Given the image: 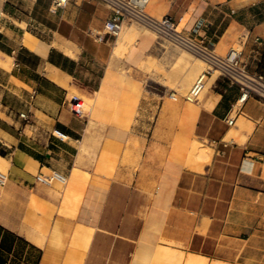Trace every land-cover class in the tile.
Returning a JSON list of instances; mask_svg holds the SVG:
<instances>
[{
	"label": "crops",
	"instance_id": "crops-1",
	"mask_svg": "<svg viewBox=\"0 0 264 264\" xmlns=\"http://www.w3.org/2000/svg\"><path fill=\"white\" fill-rule=\"evenodd\" d=\"M145 12L171 17L178 31L220 56L237 46L245 69L264 78V0H150ZM108 15L94 0H68L64 8L52 0H0V168L7 176L0 186V264H133L150 226L157 244L232 264L224 245L232 203L242 183L264 180V102L249 98L238 106L239 88L222 78L202 101H186L174 88L177 59L164 56L152 32L136 26V42L112 57L117 38L105 35ZM148 57L164 69L145 87L140 65ZM109 64L115 73L137 70L155 111L147 136L136 138L134 165L116 168L98 210L86 206L75 217L74 196L86 201L97 181L75 165L90 118L73 107L81 97L101 96L105 104L94 123L108 132ZM241 118L249 131L238 132ZM234 132L239 137L228 139ZM194 142L210 152L195 166ZM53 172L72 180L67 194L56 186L65 184L36 181ZM57 222L77 229L50 241Z\"/></svg>",
	"mask_w": 264,
	"mask_h": 264
},
{
	"label": "rangeland",
	"instance_id": "rangeland-1",
	"mask_svg": "<svg viewBox=\"0 0 264 264\" xmlns=\"http://www.w3.org/2000/svg\"><path fill=\"white\" fill-rule=\"evenodd\" d=\"M136 26L138 27V24L129 22L123 27V30L128 27L136 28ZM157 42V46L161 47L165 57L177 59V62L171 67L178 78L177 81H179L178 87L174 86V88L182 97H186L192 84L205 70L206 66L185 50L164 40H157ZM233 48L239 51L237 46ZM146 60L147 62H145ZM146 60L143 62L145 64L140 65L141 75H144L145 79V87L148 85L147 80L154 78L153 74H160L164 69L163 66L152 61L150 57ZM181 60H188L194 67L186 66ZM113 77L108 78V96H112L111 99L108 98L110 111V115H108V132L104 130L105 126L103 124L94 123L95 118L100 117L98 108L105 104V99L101 96L97 97L95 101L81 97L82 104L73 107L78 112L85 109L90 118L89 126L83 135L80 156L75 165L78 168L85 167L89 173V178L92 181H97L93 187L94 191L89 194L91 195L90 200L89 195L86 201L83 194L74 196L73 214L75 217H82L86 206L98 210L107 181L114 175L116 168L122 164L134 165L133 160L135 158H132V156L135 155L138 149L136 138L147 136L155 111L156 104L147 99L143 93V82L141 84L136 82L137 70L125 71L119 68L118 73H114ZM211 78L213 82L214 79L218 78V73L213 72ZM212 82L209 79L207 80L206 87L200 93L198 101H202L209 92ZM133 95L138 96V99H130L128 101L131 103H128L126 98ZM106 144H108L107 157L105 156ZM0 172L6 173L3 168H0ZM65 178V185L56 186L57 188H65L67 194L72 186V180L66 176ZM65 214L70 215V212ZM72 228L77 229L69 223L57 222L50 233V241L68 239ZM144 237L140 241L139 250L134 256L133 264H166L164 259V263H161L160 259L162 258L157 256V250L160 246H167L173 252H182L185 257L187 255L178 246L167 244L165 241L162 242L163 240H160V244H157L158 231L155 226L146 228ZM52 244L53 242H50V245ZM55 244L62 245L60 241L55 242ZM224 245L225 251L230 252L232 255V264H264V180L250 178L241 184L240 190L232 203L229 233L225 238ZM154 257H158V261ZM153 259H156V261L153 262Z\"/></svg>",
	"mask_w": 264,
	"mask_h": 264
},
{
	"label": "built area",
	"instance_id": "built-area-1",
	"mask_svg": "<svg viewBox=\"0 0 264 264\" xmlns=\"http://www.w3.org/2000/svg\"><path fill=\"white\" fill-rule=\"evenodd\" d=\"M98 4L107 8L109 15L104 22L105 35L117 37L122 28L129 22H134L142 28L152 32L157 40H164L176 46L200 60L205 66V70L196 78L188 91L185 100L197 102L205 84L211 78L213 72L218 73V78H222L229 86H237L240 96L238 103L244 104L249 98H255L264 102V78L250 74L240 60V52L231 48L225 56H220L214 52L212 46L202 41H198L189 35L176 29L174 20L165 16L156 19L149 16L146 6L150 0H94ZM68 0H52L54 8H64ZM26 120V114L19 115ZM228 126L233 124V118L226 121ZM38 183L50 185L52 181L65 184L66 178L57 172H53L49 177L41 175L36 177ZM7 182L6 174L0 172V186Z\"/></svg>",
	"mask_w": 264,
	"mask_h": 264
},
{
	"label": "bare ground",
	"instance_id": "bare-ground-1",
	"mask_svg": "<svg viewBox=\"0 0 264 264\" xmlns=\"http://www.w3.org/2000/svg\"><path fill=\"white\" fill-rule=\"evenodd\" d=\"M137 36H138V29L128 27V28L123 30V28H122L121 32L118 34V37L116 39L114 49L112 51V57L119 58L120 56H122V54L127 50V48L133 42H136L135 39ZM145 62H147V60ZM143 64H145V63H143ZM115 71H116V69L113 67V65L109 64L105 77L106 78L107 77L108 78L113 77ZM212 78L209 81L212 82ZM52 79L56 80V77L52 76ZM113 79H114V77H113ZM109 81H111V80H109ZM86 100H88V99H86ZM238 105H241V103H238ZM238 125H239V127H238L239 131L238 132H240L243 129L248 130V121H246L245 119L241 118L239 120ZM237 137H239V133L234 132V133H230L228 139H235ZM209 157H210V152L204 146H202L201 144H199L197 142H194L191 145L190 153H189V160H191V162H193L192 163L193 166H195V164H196L195 162H207L209 160ZM162 242H164V241H162ZM71 255H70V257H71ZM184 255L182 252L181 253L173 252L172 249H170L167 246H162V247L160 246V248L157 250V256L162 258V259H160L161 263H164V261H163V259H164L166 264H223L220 261H214V260L209 261L206 257L201 256V255L188 254V253H187L186 257ZM158 257H154V258L157 259ZM156 259H153V262L156 261ZM157 261H158V259H157Z\"/></svg>",
	"mask_w": 264,
	"mask_h": 264
},
{
	"label": "trees",
	"instance_id": "trees-1",
	"mask_svg": "<svg viewBox=\"0 0 264 264\" xmlns=\"http://www.w3.org/2000/svg\"><path fill=\"white\" fill-rule=\"evenodd\" d=\"M0 154H1V152H0Z\"/></svg>",
	"mask_w": 264,
	"mask_h": 264
}]
</instances>
